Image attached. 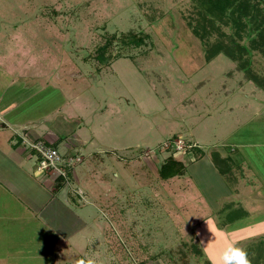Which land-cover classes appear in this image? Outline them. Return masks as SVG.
Listing matches in <instances>:
<instances>
[{"label": "rangeland", "instance_id": "1", "mask_svg": "<svg viewBox=\"0 0 264 264\" xmlns=\"http://www.w3.org/2000/svg\"><path fill=\"white\" fill-rule=\"evenodd\" d=\"M130 34L143 42L124 43ZM35 73L41 88L31 93L21 78ZM6 86L37 105L54 91L58 98L56 88L71 99L83 92L102 149L115 158L132 145L122 159L150 160H142L149 176L132 185L96 176L104 186L98 195L81 187L85 199L73 181L62 185L88 228L50 264H213L229 242L264 264V0H0ZM168 135L223 154L221 176L209 163L195 164L199 176L194 161L185 164L205 208L191 204L188 179L158 195V169L170 156L158 146Z\"/></svg>", "mask_w": 264, "mask_h": 264}, {"label": "crops", "instance_id": "2", "mask_svg": "<svg viewBox=\"0 0 264 264\" xmlns=\"http://www.w3.org/2000/svg\"><path fill=\"white\" fill-rule=\"evenodd\" d=\"M21 79V85L24 83L31 93L37 87L41 88L38 73L23 75ZM71 80L77 82L76 79ZM56 90L58 98L54 91L51 97L46 96L38 105L36 96L32 97L31 94L23 98L21 89L6 86L0 90V264H50L55 249L61 253L63 244L79 243L83 230L88 228L82 205H76L72 201L74 199L68 197L59 179L37 172L36 157L21 142L23 134L33 139H43L63 154H81L82 162L71 172V181L80 189L85 187L93 195H98L104 186L103 180L96 176H113L115 180H126L130 184L138 176L142 179L149 176L142 168V160L145 167L150 162L148 157L138 156L141 160L129 161L122 159L135 148L132 145H123L124 154L114 151L115 158L111 155L115 149L110 146L109 150L102 149L106 145L100 144L103 138L100 136L99 141L95 125L92 122L87 124L91 119L88 115L93 116L94 102L84 100L86 94L83 96V92L75 90L71 99L62 89ZM187 131L193 139V127ZM194 138L201 140V137ZM213 148L216 147H212L209 153L205 149L197 150L195 160L192 159L193 154H186L182 161L185 164L194 161L193 165L200 161L203 165L209 163L221 176L218 168L223 154L216 153ZM82 150H88L86 156ZM197 165L193 166L194 176L200 173L196 170ZM232 173L233 168L225 175L232 176ZM185 174L186 171L167 179L160 178L164 187L158 195L166 196L167 183L188 179L190 187L187 195L196 197L191 204L199 203L205 208L203 201L197 199L198 190L192 187L193 175ZM199 195L202 197L200 192Z\"/></svg>", "mask_w": 264, "mask_h": 264}, {"label": "built area", "instance_id": "3", "mask_svg": "<svg viewBox=\"0 0 264 264\" xmlns=\"http://www.w3.org/2000/svg\"><path fill=\"white\" fill-rule=\"evenodd\" d=\"M21 142L24 147L36 157L37 172L40 174L46 173L59 179L62 185L67 184V186H69V184H72L71 172L82 162L83 158L81 154H63L57 147L45 140L33 139L26 134L21 136ZM158 147L159 149H164V151L169 150V155H173L181 160L183 159V155L186 154H193L192 159H194L196 150L200 148L197 142L186 140L181 136H170ZM76 188H74V191L79 194L82 199H85L82 190L78 186H76Z\"/></svg>", "mask_w": 264, "mask_h": 264}, {"label": "clouds", "instance_id": "4", "mask_svg": "<svg viewBox=\"0 0 264 264\" xmlns=\"http://www.w3.org/2000/svg\"><path fill=\"white\" fill-rule=\"evenodd\" d=\"M208 229L215 238V234L209 228V226ZM201 244L204 245V242L201 241ZM77 264H84V262L78 261ZM87 264H97V262L90 259L87 261ZM213 264H252V261L249 258L248 252L245 248L240 247L235 243L229 242L219 249L216 260L213 262Z\"/></svg>", "mask_w": 264, "mask_h": 264}, {"label": "trees", "instance_id": "5", "mask_svg": "<svg viewBox=\"0 0 264 264\" xmlns=\"http://www.w3.org/2000/svg\"><path fill=\"white\" fill-rule=\"evenodd\" d=\"M116 37V34H111L105 41L103 48L110 44L112 39ZM124 43H133L134 45H140L143 42V38L136 34L125 35ZM185 171V163L181 159H177L173 155L168 156L164 162L160 165L158 173L160 178L167 179L174 175H180Z\"/></svg>", "mask_w": 264, "mask_h": 264}]
</instances>
